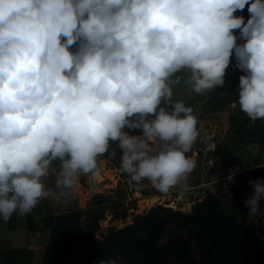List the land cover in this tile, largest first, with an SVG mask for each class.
I'll return each instance as SVG.
<instances>
[{
    "label": "clouds",
    "instance_id": "9594fccd",
    "mask_svg": "<svg viewBox=\"0 0 264 264\" xmlns=\"http://www.w3.org/2000/svg\"><path fill=\"white\" fill-rule=\"evenodd\" d=\"M233 54L237 103L264 120V0H0V219L57 195L42 179L53 162L59 195L99 182L110 141L132 181L169 191L196 166L186 154L200 135L172 86L224 87ZM249 184L256 215L264 180Z\"/></svg>",
    "mask_w": 264,
    "mask_h": 264
},
{
    "label": "trees",
    "instance_id": "16d2710c",
    "mask_svg": "<svg viewBox=\"0 0 264 264\" xmlns=\"http://www.w3.org/2000/svg\"><path fill=\"white\" fill-rule=\"evenodd\" d=\"M75 47L72 46L73 50ZM233 90L234 86L217 88L209 104L223 109L226 102L232 101ZM232 99L238 97L234 95ZM241 112L243 122L250 119ZM238 118L233 116L230 120ZM256 128L238 141L250 142L257 138L264 131V123ZM259 163L256 155L249 165L239 163L238 166L252 176L251 181L264 180V167ZM53 166L59 170L58 161ZM220 191H207L189 212L154 206L145 215H135L130 224L110 227L100 239L95 234L104 219L103 205L110 202L109 197L95 195L85 208L74 207L56 213L42 212L37 204L32 211L37 212L43 230L47 231L41 264H99L108 259L122 264H264V231L254 230L247 216L248 207L225 211L222 208L225 193ZM126 217L124 208L120 218ZM14 220L15 213L8 220L10 228L14 227ZM33 220L28 214L25 229L32 233L37 229ZM31 255L28 250H9L4 264H20L22 258L28 259Z\"/></svg>",
    "mask_w": 264,
    "mask_h": 264
},
{
    "label": "rangeland",
    "instance_id": "374dc122",
    "mask_svg": "<svg viewBox=\"0 0 264 264\" xmlns=\"http://www.w3.org/2000/svg\"><path fill=\"white\" fill-rule=\"evenodd\" d=\"M235 15L243 16L246 23L250 16L248 7L246 6L243 11H237ZM234 33L239 37L238 29L234 30ZM242 42L240 39L237 40L238 44ZM230 60V65L224 77V86H234V90L231 95L232 101L226 102L223 109L214 108L208 101L219 87L203 94H196L183 81L172 86V102L182 101L186 106L193 109V113L198 120L197 128L200 133L192 149L186 154L196 162V166L176 186L167 192H161L147 180L142 182L132 181L130 176L127 173H123L120 169L122 149H120L118 141H110V151L114 150L116 156L110 158L109 153H105L102 158L108 160L101 166L102 169L105 168V164L108 167H116L117 173L121 178L116 186L111 188L113 186L112 183L111 185L109 181H103L104 177L108 176V178H111V174L105 169L103 171L104 176L99 182H93L86 177H81L85 181L89 180L97 185L96 187L100 192L97 195L104 198L109 197L110 200V202H105L103 205L104 219L100 222V228L95 234L96 239H100L110 227L121 228L130 224L135 215H145L150 208L157 205L189 212L192 205L200 201L207 191L221 192L220 190H223L225 196L222 199V208L225 211L238 206H246L244 201L254 195V188L248 185V181L252 179V176L248 175L247 172H243L238 165L239 163L249 165L251 160L259 154L261 144H264V131L260 132V135L257 138H253L250 142L238 140L239 137L246 136L257 129L256 126L264 123V120L248 119L246 122L241 120V115H239L241 109L237 99L232 98L234 95L238 97L239 77L244 75V73L236 68L237 61L234 54ZM187 74V72H184L178 75L186 77ZM219 95H223V93L219 92ZM233 116L239 118L232 121L230 119ZM126 129L128 128L124 130ZM131 131L135 130L132 129ZM129 135L139 136L135 133H129ZM210 143H214L216 149L209 154L210 151L207 152L206 150ZM54 168L52 164L49 175L42 179L46 188H50L57 195L44 198L38 203L42 212L56 213L78 207V204H81V206L85 205V207L88 206L87 203L90 198L85 200V193L77 189L75 191L76 195L73 194L72 190H66L64 195H59L61 190L56 188L59 170L55 169L56 173H53ZM233 173V179L229 180L230 174ZM259 206L262 210L261 212L256 215H251L248 212L247 216L254 230L264 231V199L259 201ZM124 208L127 211V217L121 219L120 216ZM28 214L32 215L34 225L37 227L35 233H30L25 229ZM28 214L22 216L15 213V226L21 227L5 229L0 232V243L10 244L14 248L36 246L39 248L35 251L38 259L43 252L41 249L47 241V231L43 230L35 210ZM2 223L5 224V228L8 221L4 222L2 220ZM28 259L30 260L31 258ZM21 261L23 262L22 264L28 262L24 258Z\"/></svg>",
    "mask_w": 264,
    "mask_h": 264
},
{
    "label": "built area",
    "instance_id": "2783aa9c",
    "mask_svg": "<svg viewBox=\"0 0 264 264\" xmlns=\"http://www.w3.org/2000/svg\"><path fill=\"white\" fill-rule=\"evenodd\" d=\"M210 145H214V150H215V148H216L215 144L214 143H210ZM214 150L210 149L209 146H208L206 151L207 152L208 151L211 152V151H214ZM258 155H259V159H260L259 165L264 167V146L261 147L260 152H259ZM104 169L111 174V178H108V176L104 177L105 179H103V181L107 180V181L110 182V184L112 183L113 186H111V188H113L121 180L120 176L117 173L116 167H114V166L108 167L105 164V168ZM104 169H103V171H104ZM96 186H97L96 184H93L89 180L85 181V179L80 178L79 181H77V183L74 185V187L71 190H72L73 194H75V195H76L75 191H77V190H79L80 192L85 193V200H88L92 196L97 195V194L100 193Z\"/></svg>",
    "mask_w": 264,
    "mask_h": 264
},
{
    "label": "crops",
    "instance_id": "0c3cea01",
    "mask_svg": "<svg viewBox=\"0 0 264 264\" xmlns=\"http://www.w3.org/2000/svg\"><path fill=\"white\" fill-rule=\"evenodd\" d=\"M132 129H126L125 131L126 132H128V133H135V134H138L139 136H141L142 135V130L141 129H134L135 131H131ZM137 130V131H136ZM114 143V142H113ZM55 169L56 168H54V170H53V173H56L55 172ZM102 169V168H101ZM102 176H104V173H103V169H102ZM98 184H100V183H98ZM78 207L79 208H83V207H85V205H83V206H81V204H78ZM8 223H9V221H8ZM7 223V225H6V227L4 228V223H2V219H0V232H2L3 230H5V229H10V226H9V224ZM14 227L12 228V229H15L16 227H21V226H15V223H14V225H13ZM31 233V232H30ZM35 233V232H34ZM37 234V233H36ZM1 244V243H0ZM44 247H45V245H44ZM44 247H42V249L41 250H43L44 251ZM13 249H23V250H28V251H30L31 253H32V255H31V259L29 260V259H24V260H26V261H28V262H26V264H41V259H42V255H43V252L41 253V256L37 259V256H36V254H37V252H35V251H37V249H39L38 247H34V246H26V247H21V248H14L13 246H11L10 244H7V243H5V244H1V246H0V262H1V264H4V259H5V257H6V255H7V252L9 251V250H13ZM30 261V262H29ZM23 262L21 261L20 262V264H22Z\"/></svg>",
    "mask_w": 264,
    "mask_h": 264
}]
</instances>
